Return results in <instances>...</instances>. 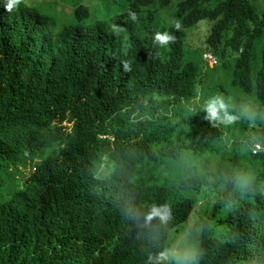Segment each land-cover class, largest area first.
<instances>
[{"label":"trees","instance_id":"1","mask_svg":"<svg viewBox=\"0 0 264 264\" xmlns=\"http://www.w3.org/2000/svg\"><path fill=\"white\" fill-rule=\"evenodd\" d=\"M5 1L0 191L30 162L38 161V175L0 203V264H147L157 251L133 238L123 217L150 221L164 249L202 200L214 206L191 231L197 264H264V152L249 151L247 168L236 142L229 172L184 163L213 147L217 126L198 97L222 67L239 105L259 100L234 127L264 125V9L254 0H128L111 19L87 23L90 8L79 3L73 22L53 29L55 19L36 6L6 11ZM203 23L208 35L192 50ZM157 33L175 40L161 45ZM133 147L140 153L131 159ZM51 182L63 189L57 201L48 197Z\"/></svg>","mask_w":264,"mask_h":264},{"label":"rangeland","instance_id":"2","mask_svg":"<svg viewBox=\"0 0 264 264\" xmlns=\"http://www.w3.org/2000/svg\"><path fill=\"white\" fill-rule=\"evenodd\" d=\"M180 1L181 0H174V3L179 4ZM217 1L219 0H214L213 3H216ZM20 2L28 4L30 6H36L49 17L55 19L56 23L52 25L53 29H57V26L61 23L69 24L73 22L74 10L79 3L86 4L90 8V16L85 20V22L87 23H91L101 19L109 20L113 17L114 14L118 12V9L121 5L128 4V0H20ZM256 4L259 11H262L264 9V0H257ZM162 12L165 14L164 10ZM165 15L167 16L168 20H171V14L166 13ZM198 26L199 28H196L193 32L194 40L193 43H191L192 50L196 45H200L202 40L206 37V35H208L207 25L203 23L199 24ZM263 45L264 35L259 40V57L261 54L260 48ZM259 62L260 61L257 62V65H259ZM207 70L208 68L206 67L205 73L207 72ZM226 76L229 77L230 80V75L225 72L222 67L220 76H212L213 80H208L209 87L205 92L202 87L199 94L198 102H202V104H204L203 106L207 107L210 102L218 101L222 102L225 105V109L221 110L219 118H212L208 116L210 118L208 120H210L211 125L217 126L214 132L213 147L211 149H208L205 153L197 155L196 157L187 155L184 159V163L185 165L190 167V170L194 165L199 163V166L196 169L198 171L202 170L204 173L209 172L210 174H212L214 171L229 172L228 166L230 167V163L224 160L218 164L219 160H221V158L219 157L228 159V152L230 151V149L234 148L235 151H237L241 147L242 151L240 153V156L242 158H239V162L244 163L245 166L249 168L247 166V161L252 160V158L249 157V151L252 150V152L255 153L251 144L254 141H261L264 143V138L261 139L262 133L264 135V125H262V123L254 121L247 128L240 129L234 127L235 124L240 122L241 117H248L251 115V111L259 108V100L256 98V96L251 95L244 98L243 102L239 105L238 102H236L238 101L236 100V97L240 95V92L238 90L231 89V84ZM221 83L225 85L224 89L221 87ZM199 105H201V103ZM191 109L194 110L195 105L192 104ZM235 109L236 112L234 111ZM225 112L228 116L234 117L231 123L225 122ZM219 134H222L221 138ZM248 136L252 137V141H249ZM220 140L223 141V144H221ZM236 142H241L242 146H240V148H238V145L234 146ZM223 146H225V148H223ZM260 152H264V150ZM232 154L235 155L236 153L232 152ZM19 183L20 180H17L14 182V185H11L10 187L5 185L1 189L0 195L2 197L0 198V203H2V199H4L5 201L7 200V196L5 195L6 192H13L12 189L17 190L19 188ZM262 188L264 189V182ZM213 206L214 203L211 205V207H209L207 201H200L197 205L196 210L191 215V218L182 223L177 229H174L171 233V237H173V235L178 232H182L185 227H189L188 232L190 233L192 231L190 227L197 228L199 225L204 223L203 218L208 215L207 212L211 211ZM178 236L176 237V239H178L175 240L180 244V240L184 239V237L186 236V232L183 231L180 236ZM187 240H190L189 237H187ZM185 256L189 258L187 261L191 260L192 253L189 247L184 248V250L182 251L181 258ZM170 264L177 263L173 259H171Z\"/></svg>","mask_w":264,"mask_h":264},{"label":"clouds","instance_id":"3","mask_svg":"<svg viewBox=\"0 0 264 264\" xmlns=\"http://www.w3.org/2000/svg\"><path fill=\"white\" fill-rule=\"evenodd\" d=\"M256 1L257 0H254L255 3ZM19 3H20V0H8V2L5 1L3 3V7L5 8L6 11H11L13 7L18 5ZM179 30H180V25L179 23H177L176 31H179ZM174 40H175L174 36L168 35L166 33L164 34L157 33L155 36V41H158L161 45H167L170 42H174ZM41 47H43L44 50L49 51L45 44H43ZM207 52H210V51L204 52V59L208 66L213 67L215 65L211 66L205 57V53ZM217 63H218V58H217ZM124 67H125V70H128L129 65L125 63ZM224 109H225V105L222 102H218V101H212L207 105L208 116L212 118H219L221 110H224ZM224 119H225V122L231 123L234 117L228 116L227 113L225 112ZM64 124L71 126L73 125V122L67 120ZM65 147H66V143L55 146L51 150L52 152L51 155L50 153H48L49 159L51 158L52 160H55L54 158L57 157L60 154V152L63 149H65ZM252 147L254 149V152L257 153V152L264 150V143L261 141H255L252 143ZM132 151L134 152L131 154V157H130L131 159L136 155V153L137 154L140 153L139 148L135 150V148L133 147ZM66 158H67V155L64 154L58 160H64ZM219 158H221V160H219L218 164L224 160L225 161L228 160L223 157H219ZM37 163L38 161L36 163L30 162L26 167L20 168L17 171V173H15L11 177L10 180L4 179L3 187L5 185L10 187L11 185H14L15 181L20 180L19 188L17 190L12 189L14 193H19L23 191L28 184L35 183L36 176L38 175V170L36 168ZM62 191H63L62 187L59 190L58 182L56 183L51 182V190L48 194V197L57 201L62 196L61 195ZM123 220L125 221V226L128 228L129 233L133 238L140 240L144 245L151 247L152 249L154 246L155 250L157 251V259L150 257L147 264H170L171 259H173L177 264H197V254L199 253V250H198L199 247H197V243L194 240L193 236L191 235V232L190 233L188 232L189 227H185V229L183 230L186 232V236L184 237V239L180 240V244L178 243V241H176L178 239V238L176 239V237L178 235L180 236V234L183 231L174 234L173 237H171V234H170L167 246L164 249H162V244L161 242H159L158 236L153 232V229H152L153 224L150 221L142 217H139L138 215H135V214L126 215L125 217H123ZM197 228L190 227L191 230H196ZM173 230L174 229H172V231ZM187 237H189L190 240H187ZM186 247H189L192 253V257L190 261H187L189 259L187 256L181 258L182 251Z\"/></svg>","mask_w":264,"mask_h":264},{"label":"built area","instance_id":"4","mask_svg":"<svg viewBox=\"0 0 264 264\" xmlns=\"http://www.w3.org/2000/svg\"><path fill=\"white\" fill-rule=\"evenodd\" d=\"M205 57L211 66H213L217 63V58L212 53H210V52L205 53Z\"/></svg>","mask_w":264,"mask_h":264}]
</instances>
